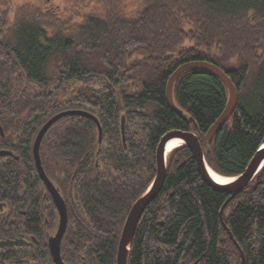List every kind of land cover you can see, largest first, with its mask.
Here are the masks:
<instances>
[{"label": "trees", "instance_id": "16d2710c", "mask_svg": "<svg viewBox=\"0 0 264 264\" xmlns=\"http://www.w3.org/2000/svg\"><path fill=\"white\" fill-rule=\"evenodd\" d=\"M197 62L216 65L239 92L235 114L212 143L206 134L228 100L221 80L191 70L176 82L175 102L189 121L167 103L171 76ZM63 110L95 116L102 142L93 120L63 118L47 135L45 149L58 156L43 158L45 166L53 178L67 179L89 152L93 162L104 141L102 156L120 180L99 184L94 163L77 177L96 226L87 232L89 261L116 264L128 212L156 177V150L167 133L198 135L207 165L225 178L242 175L260 150L264 0H0V124L5 135L25 141V161L39 129ZM167 167L164 188L138 226L130 264H242V252L244 264H264V169L222 220L230 197L203 181L188 147L170 153Z\"/></svg>", "mask_w": 264, "mask_h": 264}, {"label": "flooded vegetation", "instance_id": "af4514ba", "mask_svg": "<svg viewBox=\"0 0 264 264\" xmlns=\"http://www.w3.org/2000/svg\"><path fill=\"white\" fill-rule=\"evenodd\" d=\"M2 128L1 125L0 152L7 154L0 156V264H55L50 250V241L57 236L60 214L53 195L39 175L34 158V143L39 131L30 147L32 160L28 162L25 161L27 157L20 152V146L25 141L17 138L15 133L5 135ZM49 132L41 143L40 156L47 177L67 206L68 225L61 241L62 259L65 264H91L88 253V242L91 239L87 232L96 226L87 212L88 204L82 202L79 197V193L83 194L85 190L78 181L77 173L79 169L95 167L98 169V183L103 186L106 185V179L120 180V176L114 175V167L110 164L107 155L102 156L104 155L103 141L101 151L99 149L96 151L92 162L94 165L90 163L91 152H89L82 161L77 162L78 167L69 175V178L65 179L67 175H63L61 181L59 174H56V179L53 178L48 173L43 159H56L58 156L56 149L52 147L45 149ZM45 151L48 153L45 154ZM72 159L73 156L67 157L66 162ZM33 170L34 173H32ZM66 181H68L67 186L63 187L61 183ZM143 187L144 184H141L140 190ZM21 240L24 241L21 245L6 247L1 245L3 242L15 243ZM68 244H70L69 251L66 247Z\"/></svg>", "mask_w": 264, "mask_h": 264}, {"label": "water", "instance_id": "95a60500", "mask_svg": "<svg viewBox=\"0 0 264 264\" xmlns=\"http://www.w3.org/2000/svg\"><path fill=\"white\" fill-rule=\"evenodd\" d=\"M191 70H201L207 72L210 75L217 77L219 80L223 82L228 91V100L227 106L222 114V116L216 121V123L210 128L208 133L206 134V141L208 143H212L218 133L222 130V128L231 120L233 115L235 114L238 104H239V92L233 81L229 78V76L216 65L207 63V62H197L186 64L179 68L169 79L167 85V103L170 109L175 112L182 119L189 121L188 117L184 114V112L177 106L174 98V87L176 82L181 78V76ZM84 117L90 120H93L98 127L99 130V143L102 142L103 129L99 123V120L84 110H69L58 113L54 117H52L40 130L39 134L34 143V158L36 161L37 169L39 175L45 185L50 190L51 194L54 197L55 203L57 205L59 214H60V226L57 233V236L50 241V250L55 264H65L62 259L61 254V241L66 232L68 225V212L67 206L62 196H60L59 192L56 190L54 185L51 183L49 178L47 177L42 164H41V156H40V147L41 143L48 133V131L59 121L66 117ZM126 117L124 116L122 119V138L124 143V148L127 150V142H126ZM180 139L184 142V146L188 147L193 157L195 158L198 172L201 175L203 181L214 188L219 192H223L227 194L230 198L224 205L221 211V218L223 220V212L227 205L234 200L237 196H239L242 192L246 191L252 183L255 181L256 177L260 172L264 169V142L261 146V149L257 152L251 163L249 164L247 170L240 176L235 178H229L231 182L226 185L218 184L209 172V166L205 160L204 149L201 144V139L197 135L192 132H184L181 130H173L167 133L160 141L159 146L156 150V177L150 184L148 190L143 193L132 205L131 209L128 212L117 252L116 264H130V256L131 250L134 243L135 235L140 224V221L147 210V208L157 199L159 194L164 188L168 167H167V146L168 144L174 140ZM7 153L0 152V156H4ZM225 226V225H224ZM24 241L18 242H3L1 245L6 247L21 245ZM243 262L245 263L244 253L242 252Z\"/></svg>", "mask_w": 264, "mask_h": 264}, {"label": "bare ground", "instance_id": "6f19581e", "mask_svg": "<svg viewBox=\"0 0 264 264\" xmlns=\"http://www.w3.org/2000/svg\"><path fill=\"white\" fill-rule=\"evenodd\" d=\"M184 145V142L180 139H174L172 140L168 146H167V153L170 154L171 152H173V150L177 149V148H180ZM209 172L211 174V176L213 177V179L218 183V184H221V185H226L228 184L229 182H231V180L229 178H225V177H222L220 175H218L217 173H215L213 170H211L209 168ZM262 174V173H261Z\"/></svg>", "mask_w": 264, "mask_h": 264}, {"label": "rangeland", "instance_id": "374dc122", "mask_svg": "<svg viewBox=\"0 0 264 264\" xmlns=\"http://www.w3.org/2000/svg\"><path fill=\"white\" fill-rule=\"evenodd\" d=\"M16 2L18 1V2H24V3H27V2H29V1H35V0H15ZM128 3V2H127ZM40 130V129H39Z\"/></svg>", "mask_w": 264, "mask_h": 264}]
</instances>
